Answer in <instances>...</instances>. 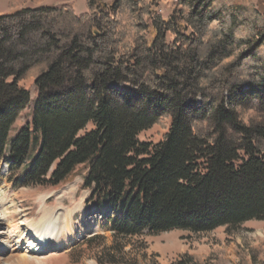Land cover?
Listing matches in <instances>:
<instances>
[{"label":"trees","instance_id":"obj_1","mask_svg":"<svg viewBox=\"0 0 264 264\" xmlns=\"http://www.w3.org/2000/svg\"><path fill=\"white\" fill-rule=\"evenodd\" d=\"M159 1L0 16V162L15 187H53L85 167L117 253L141 234L264 221V7L176 0L164 18ZM160 118V140L140 141Z\"/></svg>","mask_w":264,"mask_h":264},{"label":"rangeland","instance_id":"obj_2","mask_svg":"<svg viewBox=\"0 0 264 264\" xmlns=\"http://www.w3.org/2000/svg\"><path fill=\"white\" fill-rule=\"evenodd\" d=\"M252 1L264 7V0ZM175 2L159 1L157 11L168 18ZM63 3L71 4L77 14L86 11L85 0H0V16L24 6ZM35 97L32 92L31 103L10 129L9 139L30 119ZM250 114L252 112L247 109L243 120L246 121ZM168 123V118H160L157 124L139 134V140L158 142ZM85 172V167L80 166L68 180L53 187H15L5 162H0L1 264H8L11 254L19 257L11 259L10 264H177L180 260L188 264H264L263 220L246 221L237 229L218 227L204 233L179 229L157 235L141 234L126 239L125 246L117 253L112 249L114 237L106 226V210L89 201L91 190L83 186ZM45 209L55 216H63L64 212V218L71 214L68 233L58 235L59 231L54 239V242L65 240L67 244L60 250L48 248L30 254L27 251L36 242L29 230L38 223ZM62 226V222L57 223V230ZM79 227L83 228L82 235L74 237Z\"/></svg>","mask_w":264,"mask_h":264},{"label":"bare ground","instance_id":"obj_3","mask_svg":"<svg viewBox=\"0 0 264 264\" xmlns=\"http://www.w3.org/2000/svg\"><path fill=\"white\" fill-rule=\"evenodd\" d=\"M103 212L105 213L104 210ZM62 213H63V216L62 215L55 216V214H51L50 210L48 209L43 210V214L39 217L38 223L35 224L32 229L29 230L32 232V235L34 236L33 238H35L36 244L35 246L33 245V247L29 248L27 252H29L30 254H34V253H40L41 251H45L48 248H52L53 250H60L66 246L67 242H65V240L61 242L60 241L54 242L55 235L57 234L59 235L60 233L67 234L69 231L68 224H69V219L71 217V214L70 215L65 214L66 217L64 218V212ZM65 213H69V212H65ZM63 218L64 220L61 221L63 223V226L62 228H60V230H57L56 225L57 223L61 224L59 220H62ZM82 232H83V228L79 227L78 231L74 233V237H80L82 235ZM14 257H19V256L16 254H11L8 258V264H10L11 259H13ZM1 261H3L2 257H0V264L2 263Z\"/></svg>","mask_w":264,"mask_h":264}]
</instances>
